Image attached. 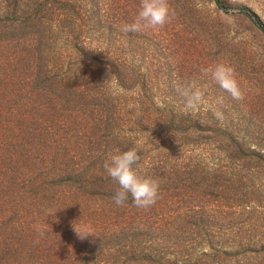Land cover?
<instances>
[{
  "label": "trees",
  "instance_id": "obj_1",
  "mask_svg": "<svg viewBox=\"0 0 264 264\" xmlns=\"http://www.w3.org/2000/svg\"><path fill=\"white\" fill-rule=\"evenodd\" d=\"M140 2L0 0V264H264L256 191L241 186L264 166L260 120L184 115L173 87L217 96L201 69L226 63L262 89L264 65L226 22L241 14L262 40L264 25L220 0H168L163 27L122 31ZM131 147L159 182L147 208L117 206L103 168Z\"/></svg>",
  "mask_w": 264,
  "mask_h": 264
},
{
  "label": "clouds",
  "instance_id": "obj_2",
  "mask_svg": "<svg viewBox=\"0 0 264 264\" xmlns=\"http://www.w3.org/2000/svg\"><path fill=\"white\" fill-rule=\"evenodd\" d=\"M169 19L168 0H141L136 18L131 24L123 25L121 30L134 32L140 31L142 28L158 29L163 27ZM201 72L205 77H210L234 100L239 101L244 98V92L241 90L235 77V71L230 65L217 63L213 67L202 68ZM173 87L180 97L184 115H197L201 109H204L212 111L213 116L223 122L224 114L219 107L223 104L222 97L217 98L214 103L207 100L206 89L196 81L177 82ZM157 105L161 108L165 107L162 100H157ZM139 151L137 147L117 150L103 163L107 176L117 185L112 195V200L117 206H124L130 196L136 207L147 208L152 206L158 198V180L148 175H141L137 171L136 166L140 160ZM74 230L81 239L91 234L87 229L74 228Z\"/></svg>",
  "mask_w": 264,
  "mask_h": 264
},
{
  "label": "rangeland",
  "instance_id": "obj_3",
  "mask_svg": "<svg viewBox=\"0 0 264 264\" xmlns=\"http://www.w3.org/2000/svg\"><path fill=\"white\" fill-rule=\"evenodd\" d=\"M220 3L228 8L226 15H230V11H235L238 7L242 6L253 10L260 18L262 24L264 25V13L257 7L253 0H220ZM227 24L231 29V35H245V39L250 43L251 49L248 51L246 57L247 59L254 62H261L264 65V40L260 39L257 35H260L250 21L243 15L237 14L227 18ZM263 68V66H262ZM264 69V68H263ZM246 81L242 82L239 86L241 90L245 93L248 91L246 97L242 100H234L231 96L226 94L222 88L217 89V96L212 95L210 84L207 85L206 99L215 102L217 98H223V104L219 107L223 111L224 117H245L250 116L251 118L259 119L258 129L264 130V87L257 90L250 86H244ZM245 101L250 104H245ZM212 114V111H208ZM213 115V114H212ZM211 162L207 159L206 165H210ZM249 177L244 179L246 182H242L241 186L246 188L247 186H252L255 190L256 201L258 206L253 203L254 212L259 211L264 219V166L249 168ZM246 186V187H245Z\"/></svg>",
  "mask_w": 264,
  "mask_h": 264
}]
</instances>
